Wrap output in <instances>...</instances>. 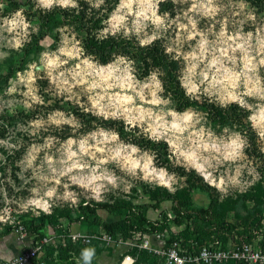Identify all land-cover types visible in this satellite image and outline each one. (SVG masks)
Segmentation results:
<instances>
[{"label":"rangeland","instance_id":"obj_1","mask_svg":"<svg viewBox=\"0 0 264 264\" xmlns=\"http://www.w3.org/2000/svg\"><path fill=\"white\" fill-rule=\"evenodd\" d=\"M119 3L120 0H104L96 8L100 14L105 12L108 15L102 22L100 31L110 26L106 22L116 13ZM194 3L197 5L195 9ZM37 4L38 0H0V232L7 229L11 231L0 239V257L5 258L3 253L6 255L7 250L3 248L12 241L19 244L21 252L26 250L28 245L24 249L22 246L29 241L22 239L20 233L27 234L29 228L42 225L43 219L45 225L42 230L46 232L43 239L45 258L38 264H78L81 250L91 246L96 249L92 264H109L111 255L119 252L121 245H129L130 248L116 254L118 258L114 264H122L125 257L129 256L134 259L135 264H157L160 260L154 249L161 248L174 239L180 240L183 248H195L209 230L222 224L234 236H246L264 245V159L246 152L248 141L244 132L234 125L211 122L205 112L195 107L176 110L172 95L164 84L165 71L161 66L148 58L137 66V63L121 53L113 54L108 61L99 58L84 49V32L76 24L57 26L52 38L47 37L38 45L36 41L39 22L32 12L43 8ZM133 7L135 12L136 6ZM17 12H20L19 16L16 15ZM165 13H168V26L159 30L151 44L165 52L172 49L168 54L177 62L180 81L190 63L185 56L193 52L199 55L198 46L202 39L208 41L209 48L227 49L229 57L235 63L225 58V66L236 74L243 70V52L233 49L236 44L245 43L255 65V70L248 72L251 79L246 87L245 77L241 74L239 80L235 81V87L227 84L225 87L247 105V121L257 134L258 147L264 152V138L261 137L264 132V119H261L264 100L260 99L259 94H245L247 89L264 93V65L258 63L260 59H264V10L260 11L244 0H211V3L208 0H181L179 3L166 0L158 6L157 14L163 16ZM253 15L254 21L249 18ZM134 19V14H129L124 23L131 28ZM190 20L195 21V28ZM154 32L156 30L149 21L141 37H145V34L151 36ZM249 33L252 34L251 38ZM115 37L139 44L135 32L130 38L123 35V27ZM77 41L83 50L81 57L69 58L65 53L74 51ZM102 45L103 43L100 44ZM62 48L65 50L63 53L60 51ZM83 59H89L97 68H106L111 64L115 69H122L123 64L119 62L121 59L133 62V74L139 82L138 90L149 82L151 72L162 73L159 78L165 91L158 95L171 100L167 108L180 114L188 109L196 112L201 120L197 127L204 128L205 141L209 144L215 142L221 153L227 151L225 145L229 139L239 133L246 141L242 156L235 162L224 161L214 149L201 150L212 162L211 165H205L203 173H198L183 160L177 164L175 156L169 160L172 153L167 138L153 142L140 126L126 131L123 116L118 119H104L93 115L92 111L85 112L86 108H92L89 95L107 97L120 90L104 92L96 89L90 94L87 86L92 80L87 76L85 83L76 84L67 75V71ZM50 61L58 66H51ZM81 67L84 66L81 64ZM139 67L148 73L142 76ZM203 67L204 64H200L198 71ZM61 73H65V76L61 77ZM64 78L69 81L67 85L61 84ZM69 86L70 92L61 91L62 87L67 89ZM205 87L207 83L200 85L199 100L206 98L219 104L215 92L212 96L203 92ZM143 93L144 102L135 99L134 104L129 106L152 108L154 115H163L158 108L147 103L151 98L150 89L144 88ZM33 97L37 99L34 100ZM106 102V99L101 101L102 104ZM231 102L239 103L238 100ZM253 116L256 117L255 121L250 119ZM69 118L74 120L75 126L53 122ZM163 119L171 121V117L166 115H163ZM99 129L114 130L119 133L121 142L135 144L142 153L147 151L150 155L154 154V165L157 168L163 167L170 174H176L178 183L173 185L176 191L173 193L155 182L143 180V173L139 169L136 175H132L116 162L110 161L97 167V161L106 158V154L96 151L95 148L90 149L88 154H79V141ZM70 140H75L76 143L70 146ZM95 143L89 139V144ZM70 151L77 152L78 155L69 159ZM217 159L220 160L219 163L216 162ZM73 163L86 164L89 167L73 168L67 174L61 175ZM91 167H96L97 173L107 170L117 178L119 187L112 188L107 185L103 202L139 205L152 220L161 219L163 212L169 211L171 207V220L157 223L156 227L162 228V231L151 232L145 223L142 225L143 230H146L144 233L138 231L133 234L129 230L116 237L110 236L102 224L104 220L114 221L120 218L121 213H109L99 209L98 213L102 218L95 221L92 217L87 218L82 208L86 204L103 202H97L92 198L90 190L81 187L79 182H73L72 179L75 177L77 181L84 180L86 183ZM217 184L221 187H216ZM65 192L72 193V196L65 199ZM168 195L173 196L187 210L181 224L172 220V200H164ZM73 198L76 199V204L72 203ZM45 204L51 206V214L42 211ZM152 205H155L154 209H151ZM204 209L209 210L214 223L211 224L206 219L207 215L202 211ZM75 234L79 238L74 242L72 237Z\"/></svg>","mask_w":264,"mask_h":264},{"label":"clouds","instance_id":"obj_2","mask_svg":"<svg viewBox=\"0 0 264 264\" xmlns=\"http://www.w3.org/2000/svg\"><path fill=\"white\" fill-rule=\"evenodd\" d=\"M87 2L91 7L99 8L100 5L104 3V0H87ZM163 2H166V0H120L116 8V13L106 22L110 26L103 28L97 38L106 39L110 34L115 36L116 33L120 31L121 27H123V35L126 38H130L131 34L135 32L141 47L151 44L153 40L156 39L159 30L165 29L168 26L166 24L168 13H165L163 16L157 14L158 6ZM179 2H181V0H173V3ZM184 2H186V0H184ZM208 3H211V0H208ZM134 5L137 9L135 12ZM37 6L46 10H51L53 6H59L64 9L76 8L79 11L78 0H38ZM196 7L197 5L194 3L193 9ZM207 11L206 9L205 14H207ZM129 14H134L135 16L131 28L124 23ZM16 15L19 16L20 12H17ZM249 18L253 21L255 20L254 15ZM149 21L156 32L151 36L145 34V37H141V33L144 32V29L147 27V22ZM190 24L195 28L194 20H190ZM251 35L252 34L249 33V38H251ZM76 43L77 46L74 51L65 53L69 58L79 59L81 57L83 50L78 46L79 42L77 41ZM198 47L199 55L193 52L185 56V59L190 61L184 77L181 78V86L186 90L185 95L190 99H199V94L201 92L200 85L207 83V87L203 88V92L209 96H212L215 92L221 107H227L229 102L237 100L241 107H246L247 105L242 99L233 95L232 92L227 91L225 87L226 84L235 87V81L239 80L241 74L245 77L246 87L251 79V77L248 76V72L254 71L255 65L253 64V57L250 56L248 49L245 47V43L236 44L233 49V51L239 49L243 52V70L240 74L234 73L231 68L225 66V58L231 59L233 63H235V60L229 57L227 49L209 48L206 39H202ZM60 51L62 53L65 52L63 48L60 49ZM171 51L172 49L170 48L166 50L167 53H171ZM176 58H179V56ZM119 62L123 64L122 69H115L111 64L106 68H97L89 59H83L81 63L76 64L73 69L67 71V75L70 76L76 84L85 83V77H90L92 82L88 83L87 86V91L90 94L94 93L96 89H101V91L104 92L113 89L120 90L118 92H113L112 95L107 97L99 94L89 95L92 108H86L85 112L92 111L93 115L103 117L104 119H118L123 116L126 131H130L133 127L140 126L147 133L148 138L153 142H159L161 139L167 138V143L172 153V155L169 156V160H172L173 156H175L177 164L183 160L185 164L194 167L198 173H203L205 165H211L212 162L211 158L203 155L201 150L207 151L209 148L214 149L216 153H220L224 161L235 162L240 159L246 141L239 133H235L229 139V142L225 145L227 151L221 153L220 147L215 142L209 144L205 141L204 128L197 127V125L201 123V120L196 112L188 109L180 114L174 109L167 108L171 100L158 95L165 91L163 82L159 78L162 73L158 71L151 72L148 77L149 82L143 84L140 90H138L137 86L139 82L133 74V62H125L122 59ZM258 63L264 65V59H260ZM81 64L84 66L83 68ZM200 64H204V67L202 70L198 71ZM50 65L53 67L58 66L52 61H50ZM64 76L65 73H61V77ZM197 81H199V83H197ZM68 83L69 81L67 78L61 80L62 85H67ZM144 88L150 89L151 98L147 103L158 108L163 115L171 117L170 122L165 121L163 115H154L152 108H133L129 106L134 104L135 99L141 102L145 101V95L143 93ZM65 90L70 92L71 86L67 89L61 88V91ZM129 92L131 94H121ZM245 94L249 96L259 94L260 99L264 100V93H258V91H253V89H247ZM33 99L35 100L37 98L33 97ZM105 99L107 102L102 104L101 101ZM250 119L255 121L256 117L253 116L250 117ZM261 119H264V107L261 108ZM53 122L56 124L68 123L74 125V120L71 118L54 120ZM145 124H147L146 128L144 127ZM209 136H211L210 133ZM261 137L264 138V132L261 133ZM89 139L95 141V145L89 144ZM75 143V140L69 141L70 146ZM92 148H95V150L100 153L106 154V158L97 161V167L107 164L110 161L116 162L122 165L123 170L132 175H136L139 169L143 173L141 177L143 180L149 183L155 182L158 186L168 188L170 192L174 193L176 191V188L173 186L178 183L176 174H170L167 169L163 167L157 168L154 165V154L150 155L147 151L142 153L141 149L135 144L121 142L118 132L99 129L79 141V154H88ZM77 155V152L70 151L69 159ZM216 162L219 163L220 160L217 159ZM88 167L89 166L86 164L73 163L71 167L61 173V175L67 174V172L71 171L73 168L83 169ZM89 172L90 175L87 177L86 183L84 180L77 181L75 177L72 179L73 182H79L81 187L90 190L92 198L97 202H103V193L108 190L107 185H111L112 188L119 187L116 176L114 174H109L107 170L97 173V168L91 167L89 168ZM215 186L218 188L221 187L220 184ZM50 195L51 193H49V196ZM71 196L72 193L70 192H65L64 194L65 199ZM72 203H77L75 198L72 199ZM42 211L51 214V206L48 204L43 205ZM78 238L79 236L77 235H73L72 237L74 242ZM146 246L147 245H145V247ZM95 255L96 249L94 246L84 247L81 250L78 264H80V262H82V264H92ZM255 258L258 257H254V259ZM122 264H135V261L129 256L125 257Z\"/></svg>","mask_w":264,"mask_h":264},{"label":"trees","instance_id":"obj_3","mask_svg":"<svg viewBox=\"0 0 264 264\" xmlns=\"http://www.w3.org/2000/svg\"><path fill=\"white\" fill-rule=\"evenodd\" d=\"M244 1L250 3L260 11L264 10V0ZM78 4L79 11L76 8L64 9L59 6H55L51 10L37 9L32 12L39 22V30L36 41L38 45L39 42L45 38H52L51 35L57 26L62 24H76L78 28L84 32V49L99 58H105L106 61H108L113 54L121 53L131 59L134 63H137V66H139L140 63L147 58L152 60L154 64L161 66L165 71L164 84L172 95L176 110L182 111L188 107H195L196 109L205 112L211 122L215 124L237 126L247 137L248 144L246 152L250 155L264 159V152L257 145V134L253 130L251 124L247 121L249 116L247 108L241 107V105L237 102H230L227 107H221L219 104H216L213 101L210 102V100L206 98L202 100L190 99L187 95H185V89L181 86L179 68L173 56L169 55L163 49L158 48L154 44L141 47L140 44L135 43L132 40L125 38L119 39L113 35L108 36L106 39H98L97 37L99 31L103 26L102 22L108 18V15L105 12L100 14L99 11L96 8L91 7L86 0H78ZM101 43H103L102 46H100ZM31 48L34 49L33 46H31ZM139 69L141 70L140 67ZM141 71L142 72L140 74L142 76L148 73L144 68H142ZM164 200L170 202L172 200L171 206L174 212L172 220L181 224L184 221V217L187 212L185 206L180 204L171 195L165 197ZM150 207L151 209H154L155 205ZM82 209L86 217H92L93 221L102 218L98 213L99 209H103L109 213L119 211L121 213L120 218L114 221L104 220L102 224L105 232L112 237H116L117 235L123 234L129 230L133 234L138 231H143L144 233L146 230H143L144 228H142V225L145 223L148 225L151 232L162 231V228L156 227L157 223L171 220V217L169 216L171 207L169 211L165 210L163 212L161 219L156 220L150 219L147 211H143L140 206L136 204L103 202L97 204H86ZM202 211L207 215L206 219H209L211 224L214 223L209 215V210L204 209ZM45 217L46 216H44V218ZM44 225L43 219L42 225L33 226L27 230V238L25 237L24 239H28L29 242L27 244H23L22 249H24L27 245L28 248L32 247L46 237V232L42 230ZM53 227L54 226H52V229ZM9 233H11L10 229L0 232V239ZM213 236L221 240L222 244L225 245L230 237H233L234 235L233 232L229 231L227 226L222 224L209 230L199 245L206 239H211ZM15 244L19 247L17 242H14V245ZM43 247L44 244L37 255L30 259L29 264H38L43 261L45 258V250H43ZM129 248V245H121L119 252L111 255L109 264H114L117 261L118 256H116V254L119 255V253H122Z\"/></svg>","mask_w":264,"mask_h":264},{"label":"built area","instance_id":"obj_4","mask_svg":"<svg viewBox=\"0 0 264 264\" xmlns=\"http://www.w3.org/2000/svg\"><path fill=\"white\" fill-rule=\"evenodd\" d=\"M20 237L24 239L26 234L21 232ZM43 244L42 240L16 256L0 257V264H28ZM153 251L160 260L157 264H264V245L246 236L230 237L225 245L213 236L192 249L183 248L182 242L175 239Z\"/></svg>","mask_w":264,"mask_h":264},{"label":"crops","instance_id":"obj_5","mask_svg":"<svg viewBox=\"0 0 264 264\" xmlns=\"http://www.w3.org/2000/svg\"><path fill=\"white\" fill-rule=\"evenodd\" d=\"M4 248H3V250H7L6 255H4V253H3V257H5V258L16 256L17 254H19L21 252V249L18 248V245L17 246H16V244L14 245V241H12L11 244L4 246Z\"/></svg>","mask_w":264,"mask_h":264}]
</instances>
